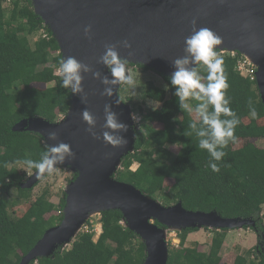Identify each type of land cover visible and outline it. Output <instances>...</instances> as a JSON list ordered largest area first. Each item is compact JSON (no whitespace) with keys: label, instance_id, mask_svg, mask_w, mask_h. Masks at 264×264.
<instances>
[{"label":"trees","instance_id":"obj_1","mask_svg":"<svg viewBox=\"0 0 264 264\" xmlns=\"http://www.w3.org/2000/svg\"><path fill=\"white\" fill-rule=\"evenodd\" d=\"M37 33L41 35L38 37ZM35 35L37 38L33 40ZM217 52L224 61L230 107L240 120L234 133L235 142L223 149L226 156L213 161L220 171L214 172L208 166L211 157L198 147L199 137L189 125L196 121L197 129L207 126L200 117L195 119L191 112L180 107L176 86L169 76L161 74L167 87L148 80L144 97L162 102V106L147 110L140 104L142 118L136 130L135 151L123 158L116 178L162 200L164 205L182 201L188 210H216L226 218L255 220L253 228L259 243L246 254H237L232 264H264V146L257 143L264 139V104L256 78L238 69L244 56L240 52L234 55L229 51ZM62 60L57 39L35 12L31 0H0V264H19L46 230L60 224L64 217L65 190L56 204L49 187L33 199L34 187L21 186L30 171H35L27 169L23 161L40 159L48 146L44 137L28 130H13L24 118L42 116L55 122L67 114L73 92L70 87H61L57 70ZM137 66L150 69L143 64ZM197 70L206 76L203 66L198 65ZM186 102L193 108L200 103L193 98ZM249 102L256 110L255 118L251 116ZM170 145H179L178 152L173 153ZM134 162L139 164L136 169L132 168ZM70 171L69 182L77 176ZM167 179L173 180L168 191ZM14 190L17 195H13ZM26 201L30 202L27 210L17 215L15 207ZM54 210L58 214L48 216ZM124 222L119 209L104 211L97 240L91 226L76 235L70 248L59 247L50 256L39 257L29 264H143L145 243ZM194 230L179 231L178 246L169 242L168 264H231L222 263L221 255L227 228L210 230L213 236L209 251L200 250L196 243L187 244L189 233Z\"/></svg>","mask_w":264,"mask_h":264},{"label":"water","instance_id":"obj_2","mask_svg":"<svg viewBox=\"0 0 264 264\" xmlns=\"http://www.w3.org/2000/svg\"><path fill=\"white\" fill-rule=\"evenodd\" d=\"M31 1L35 12L57 39L63 59L73 56L88 70L81 69L82 90L72 91L71 107L60 120L52 122L35 116L24 118L13 126L14 131L39 133L48 147L68 143L75 157L66 159L55 169L65 166L77 173L65 188L62 222L46 230L19 264L48 257L59 246L68 244L92 212L119 209L123 213L126 226L145 243L143 264H168L166 227L179 231L203 227H255V220L226 218L216 210H188L182 201L164 205L133 184L116 178L123 158L135 151L138 127L132 106L120 95L123 83L103 82L105 77L109 81L114 77L99 58L105 52V45L115 44L128 64H143L171 77L176 70L175 59L188 55L184 51L185 37L192 34L195 20L197 30L206 27L222 38L216 50L240 52L257 67L255 76L264 104V0ZM87 25L92 26L90 37L84 34ZM124 40L129 41L131 48L123 47ZM189 59L187 67L197 68L199 64L191 63L190 56ZM128 64L126 74L130 73ZM109 87L111 95L104 94ZM106 105L126 130L105 127ZM85 110L93 115L94 125L89 126L83 120ZM50 132L57 134L55 139L49 137ZM105 132L119 135L127 143L113 146L105 141ZM47 174L37 175L35 170L21 186L33 188Z\"/></svg>","mask_w":264,"mask_h":264},{"label":"clouds","instance_id":"obj_3","mask_svg":"<svg viewBox=\"0 0 264 264\" xmlns=\"http://www.w3.org/2000/svg\"><path fill=\"white\" fill-rule=\"evenodd\" d=\"M193 31L190 36L185 37L184 51L188 55L178 57L174 61L175 71L172 73L171 84L176 86L175 95L179 98L180 107L188 112L192 111L186 102L189 98L200 101L195 107V112L201 118V121L207 128L197 129L196 121L189 126L196 132L198 147L206 150L211 159L208 166L214 172H219L220 167L216 162L221 161L226 156L225 149L230 142H235L234 135L236 127L240 120L236 113L230 107V97L227 96L229 88L228 78L224 73L223 57L217 52V46L221 45L222 38L213 30L202 27L198 30L195 27L196 21L193 20ZM91 25L84 27V34L90 37ZM123 47L131 48L128 40L122 42ZM221 51V50H219ZM191 63L203 66L206 76H201L197 68L187 67ZM244 56V55H243ZM99 62L110 68L114 77L112 80L104 78L105 84L123 83L129 86H135L136 80L133 74H126L128 61L121 57L117 45H105V52L100 56ZM87 71V66L73 56H68L60 62L58 73L61 77V87L71 88L73 92H80L81 87V69ZM99 75V73H95ZM167 87V85L165 86ZM112 89L105 88L104 94L111 95ZM209 106L212 110L209 111ZM153 107V110L158 108ZM250 113L253 118L257 113L249 102ZM105 127L112 130H126V126L118 122L115 114L105 106ZM224 117V118H222ZM82 118L89 126L95 124L93 115L85 110ZM135 118V117H134ZM90 130V129H89ZM55 132H50L51 139L56 138ZM104 139L113 146H123L127 140L114 133L105 132ZM75 157L71 146L68 143L60 142L53 146H46L41 153L39 160L25 159L23 161L27 169H35L37 175L45 173L51 174L55 166L63 164L66 159ZM253 228V227H252Z\"/></svg>","mask_w":264,"mask_h":264},{"label":"rangeland","instance_id":"obj_4","mask_svg":"<svg viewBox=\"0 0 264 264\" xmlns=\"http://www.w3.org/2000/svg\"><path fill=\"white\" fill-rule=\"evenodd\" d=\"M9 5V1L6 3V6ZM42 33V32H41ZM38 37L41 35L40 33H37ZM37 38V36H32ZM245 57V56H244ZM247 59V58H246ZM248 62H251L248 60ZM246 68H242L243 73H248L252 69L256 68V66L251 62V64L246 62ZM128 68L130 70V74L134 75V79L136 80L135 86H129L123 84L120 88V95L125 98L127 103H129L133 110H134V120L136 121L137 127H139L138 122L142 118V113L138 110L140 108V104H143L145 109L151 110L153 107H156L159 105V107L162 106V102L155 101L153 99L145 98L144 97V89L145 84L148 80H153L157 85L159 86H166L167 82L165 79L161 76V74L155 72L152 69L145 70L137 65H128ZM58 73V70H57ZM59 74V73H58ZM40 87H44L46 85L44 84H38ZM170 94L168 93V97ZM127 98H132V101L127 100ZM136 110L134 109L135 107ZM190 108H192L191 114L195 119L199 118V115L195 112V108H193L192 104H189ZM158 107V108H159ZM62 116V115H61ZM63 117V116H62ZM138 121V122H137ZM262 123H264V120H262ZM258 145L264 146V139H260L257 141ZM170 150L173 153H177L180 146L179 145H170ZM139 166L138 162H134L132 165L133 169H136ZM32 174V171H30L28 177ZM72 178V172L68 167L65 166H59L57 167L51 174H47L46 177H44L43 180L39 182L38 185L34 186L32 197L33 199H36V197L46 188L49 187L52 192V201L56 204H59L60 198L62 196L63 190H65L66 186L70 183L69 179ZM173 185L172 179H167L166 181V191H168L169 187ZM13 195H17V191H13ZM160 202H163L159 199ZM28 201H26L23 204L17 205L15 207V212L17 215H21L24 213V211L27 210L29 206ZM172 205V204H170ZM51 214H58L57 210H54ZM101 219V213H96L94 215H91L89 219L86 220L84 225L82 226L81 230H85L90 228L91 226L95 230V236L94 239L97 240L101 231H102V225L100 223ZM126 222H124L125 224ZM227 238L224 243L221 255H222V263H233L235 260V257L237 254H246V252L253 248L255 245L259 243V236L258 233L255 231L254 228L251 227H235V228H227ZM211 229L206 228H196V230L191 231L188 236V245L197 244L198 248L202 251H209L210 249V243L213 236V233L210 231ZM166 240L167 243L169 242L173 243L174 245L178 246L180 244V239L178 237L179 229L174 228H168L166 227ZM74 240V239H73ZM71 240L68 244L59 246L61 249L63 247L70 248L72 241ZM37 259L35 260V262Z\"/></svg>","mask_w":264,"mask_h":264},{"label":"built area","instance_id":"obj_5","mask_svg":"<svg viewBox=\"0 0 264 264\" xmlns=\"http://www.w3.org/2000/svg\"><path fill=\"white\" fill-rule=\"evenodd\" d=\"M45 36L47 35L46 33L44 34ZM221 52H223V51H221ZM232 54L234 55L235 54V52H232ZM248 60L249 59H246V57H243L239 62H238V69L241 71V73H243V70H242V68H246V62L247 63H249V64H251V62H248ZM256 71H257V67L256 68H254V69H252L250 72H248V73H243V74H245V75H251V76H253V77H255L256 78V76H255V74H256ZM138 122V121H137Z\"/></svg>","mask_w":264,"mask_h":264},{"label":"bare ground","instance_id":"obj_6","mask_svg":"<svg viewBox=\"0 0 264 264\" xmlns=\"http://www.w3.org/2000/svg\"><path fill=\"white\" fill-rule=\"evenodd\" d=\"M250 58V57H249ZM97 212H92V213H90L91 215H94V214H96Z\"/></svg>","mask_w":264,"mask_h":264}]
</instances>
